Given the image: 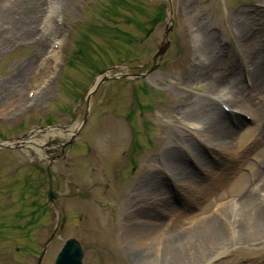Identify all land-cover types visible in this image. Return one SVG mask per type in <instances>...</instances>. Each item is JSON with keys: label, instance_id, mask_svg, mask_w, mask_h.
<instances>
[{"label": "rangeland", "instance_id": "obj_1", "mask_svg": "<svg viewBox=\"0 0 264 264\" xmlns=\"http://www.w3.org/2000/svg\"><path fill=\"white\" fill-rule=\"evenodd\" d=\"M170 19L169 46L153 63ZM263 27L264 0H0V142L18 141L0 149V264H36L55 227L31 169L47 164L52 135L41 129L50 124L71 143L58 170L82 194L56 204L66 223L42 264L68 239L82 246L83 264H264V242L236 240L233 192L262 171V124L208 90L234 76L247 82L233 40L250 32L259 42ZM201 34L221 53L205 66ZM209 107L238 134L227 152L194 134L193 110L203 117ZM164 154L173 163H161ZM172 164L183 175H168ZM250 193L264 212V193Z\"/></svg>", "mask_w": 264, "mask_h": 264}, {"label": "bare ground", "instance_id": "obj_2", "mask_svg": "<svg viewBox=\"0 0 264 264\" xmlns=\"http://www.w3.org/2000/svg\"><path fill=\"white\" fill-rule=\"evenodd\" d=\"M258 34L260 38L259 42L258 37L252 36L250 32L247 34H237L233 40L234 46L240 51L244 65L249 69L248 76L245 78L247 82H244V79L234 76L227 81L228 83L225 86H222V84L220 85V82L209 83L208 90L210 95H213L214 98L218 100H222L224 105L228 107L232 106L240 112L251 115L259 124H262L261 128L264 132V100L261 99L263 102L257 103L253 99L256 95L264 92V44L261 42L262 38H264V27ZM200 38L202 39L198 44L197 52L201 57V63L205 66V64H210L212 62L211 59L215 57V54H219L220 51L218 53V50L215 49L208 35H202ZM53 49L54 47H52V51L49 52L50 55H52ZM38 86L35 89H37ZM191 110L190 108L187 112L192 113ZM193 113L192 118L195 120L199 119V122L196 121L197 128H194V130L198 131L194 132V134L200 141L204 144L215 141H217V143L220 142L218 144L219 150L221 149L226 152L233 147V139L238 134L236 131L230 130L226 124H224L225 119L222 111L209 107L204 112L206 116H204L203 113V117H201V115H197V112H194V110ZM33 137L30 138L32 143ZM262 140L264 141V135L262 136ZM38 143L41 144V142ZM173 156L174 155L168 156L164 154L160 161L161 163L168 161L173 163L171 161ZM259 159L262 171L258 173L254 171L255 174H251L248 181L241 178L233 190L236 194L237 209L239 212L234 221L235 233L237 234L236 240L242 243L249 242L252 244H261V242H264V212L258 206V201L254 195L250 193L251 190L255 193H264V148L259 153ZM168 171V175L173 177L183 175L181 170L175 167L174 164L171 165ZM256 178L260 186L255 184L254 180ZM209 236L213 238L214 234L209 231L203 234V236L197 237L207 240Z\"/></svg>", "mask_w": 264, "mask_h": 264}, {"label": "water", "instance_id": "obj_3", "mask_svg": "<svg viewBox=\"0 0 264 264\" xmlns=\"http://www.w3.org/2000/svg\"><path fill=\"white\" fill-rule=\"evenodd\" d=\"M172 30V27L170 26L166 31H165V34H164V39L167 38V35L169 34V32ZM169 46V41L167 42H164L162 47H160L157 51V53L155 54V56L153 57V62H155L157 59L161 58L167 48ZM154 68H152L151 70H149L145 75L153 72ZM109 72L106 71L105 73ZM104 73V74H105ZM145 75H138L136 77H144ZM121 77H124V76H117V77H112V79H117V78H121ZM108 80V77L105 76V77H102V79L97 82L92 90L89 92L88 96H87V104H88V101L89 99L91 98V96L94 95V93L96 92L97 88L100 86V84H102L103 82L107 81ZM85 122V120H84ZM10 143L12 144V146H16V143L13 142V141H10ZM0 147L2 148H11V146L7 145V144H4V143H0ZM34 168L37 169L42 175H47L48 178H49V182H50V185H51V182H52V179L55 178V179H60L61 181H63V183H65V185L67 186V189L69 191L68 194L64 195L63 198H66V199H73V198H76L77 197V190H78V186L74 185V184H68L65 182V177L62 176V175H55L53 174L49 168H42V167H39L37 165H34ZM58 197H56L55 193H53L51 191V188L48 192V200L49 202L51 203H54L55 200H57ZM53 236L49 239V241L46 243L44 249H43V252L40 256V258L37 260V264H41L42 263V260H43V257L45 255V252L47 250V247L50 243V241L52 240ZM82 258H83V251H82V248L80 246V244L74 240V239H70V240H67L61 250V252L59 253V255L57 256V259L55 261V264H82Z\"/></svg>", "mask_w": 264, "mask_h": 264}, {"label": "flooded vegetation", "instance_id": "obj_4", "mask_svg": "<svg viewBox=\"0 0 264 264\" xmlns=\"http://www.w3.org/2000/svg\"><path fill=\"white\" fill-rule=\"evenodd\" d=\"M53 126H59V125H54V124H50L47 125L46 127H53ZM51 136V135H50ZM66 139H62L61 137H59V135L55 134L52 135L51 137H49L47 144H46V166H49L52 170V168L55 169V173L57 174H65L62 171V169L58 170V168H60L61 166H59V164L64 163L66 160V152H67V148L70 146H67L69 144V141L66 142ZM65 167V166H64ZM31 169H33L31 167ZM66 175V174H65ZM67 176V175H66ZM42 179H44L45 184H46V198H47V190L49 189V181L48 178L46 176H41ZM67 181L71 180L67 177ZM66 186L64 185V183L61 180H53L52 182V190L54 192H56V194H62L65 192ZM65 194V193H64ZM80 195H81V190H80ZM58 197V195H57ZM68 200H64V199H60L55 203V206L57 203L60 202H66ZM54 206V216H58L59 217V223L60 225L58 226V230L60 229L61 225H65L66 223V219L64 218V213L61 211L60 208L55 207ZM48 207H51V205H48ZM64 220V223H63Z\"/></svg>", "mask_w": 264, "mask_h": 264}]
</instances>
